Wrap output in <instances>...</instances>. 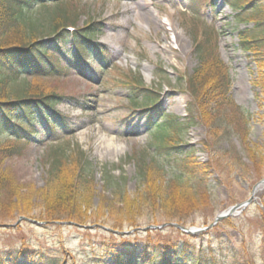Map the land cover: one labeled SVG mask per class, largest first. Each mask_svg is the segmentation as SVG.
I'll list each match as a JSON object with an SVG mask.
<instances>
[{"label":"rangeland","instance_id":"374dc122","mask_svg":"<svg viewBox=\"0 0 264 264\" xmlns=\"http://www.w3.org/2000/svg\"><path fill=\"white\" fill-rule=\"evenodd\" d=\"M47 7L48 15L61 11L54 20L62 15L67 19L65 27L81 28L96 23L98 41L106 51L104 55L96 53L84 65L86 74L73 69L72 74L62 78L37 77L31 73L23 78V93L56 96V111L66 122L55 124L54 138L59 141L49 142L45 140L49 136L45 135L41 143L23 148H13V140L0 143V148L12 147L0 159L1 177H14L21 190L33 189L29 201L34 216L19 213L11 221L10 209H4L8 219L0 220V249L6 252L25 246L54 255L52 261L56 264H98L96 259L102 252L98 244L110 240L111 231H130L128 234L138 231L134 238H144V232L154 229L180 242L182 238L188 239L195 244V251L210 244L213 264H264V183L254 193L251 191L264 179V125L260 118L263 110L259 105V88L253 84L257 74L253 59L237 46V30L244 24L235 20L225 0L196 3L195 0H64L59 7L53 4ZM52 20L44 17L41 25L49 26ZM49 38L45 35L42 40L49 44ZM194 38L209 39L210 52L217 47L220 61L226 64L232 77L228 95L253 116L251 131L246 136V145L251 148L248 154L235 136V128L228 125L235 122L234 117L222 119L216 113L204 114L190 94L186 80L197 66ZM65 49L71 50V44ZM103 57L107 60L103 61ZM101 66L106 72L99 69ZM143 89L158 93L163 109L159 123L168 124L172 118L176 124L187 125L179 130L176 125L172 131L168 129L174 133L172 138L180 139L181 146L176 150L170 142L169 152L173 155L177 151L181 156L192 146L193 159L199 163L193 172L174 162L166 165L152 159L157 139L147 130L145 115L140 112L139 93ZM18 93L10 84L0 86L1 99L13 98ZM133 100L137 106L132 104ZM77 132H81V138ZM60 144H64L62 149L50 151ZM77 147L88 150L97 164L90 212V215L94 212L97 221L80 228L46 226L35 217L41 210L37 189L44 185L49 161L55 157L65 162L73 159ZM142 152L148 156L146 189L151 195L159 193L163 200L160 204L155 199L154 207L141 199L145 185L138 181L134 165L127 160ZM102 164H115L112 175L123 176L126 195L138 196L143 201L135 208L133 227L124 223L117 230L112 225L111 211L117 214L119 208H110V191L102 187ZM250 196L251 203L224 218L226 221H219L222 223H217V229L185 233L171 225L206 228L219 212L243 203ZM165 210L176 211L185 222L168 219ZM202 232L203 237L189 236ZM207 262H211L209 258Z\"/></svg>","mask_w":264,"mask_h":264},{"label":"trees","instance_id":"16d2710c","mask_svg":"<svg viewBox=\"0 0 264 264\" xmlns=\"http://www.w3.org/2000/svg\"><path fill=\"white\" fill-rule=\"evenodd\" d=\"M196 1L199 0H195V3ZM62 2L64 0H0V40L4 39L0 43V86L10 84L11 89L20 92L10 99L0 98V143L13 140L15 144L12 147L23 148L25 145L41 143L45 135L49 136L45 139L49 142L58 141L54 138L57 137L54 136L56 135L55 124H64L66 119L56 111V96L23 93L25 85L23 78L27 73L37 77L62 78L72 74L73 69H82L84 65L91 62L96 53L104 55L106 51L96 42L99 31L96 23L92 22L76 28L70 33L63 28L66 25L64 22H67L66 18L60 15L54 20L61 11L58 14L48 15V5L53 4L59 7ZM225 3L234 12L235 20L244 24L242 29L237 30V46L242 53L250 55L255 64L257 74L253 84L259 88V105L263 110L260 118L264 125V0H225ZM44 17L54 21L52 20L49 26H42L41 20ZM45 35L50 37L49 44L42 40ZM208 41L210 40L199 41L196 38L193 40V53L197 59V66L186 80L187 86L190 87V94L204 114L216 113V116L222 119L234 117L235 122L228 125L235 128V136L242 142L244 151L248 154L251 148L246 145V136L251 131L253 116L242 106L234 103L228 95L232 86V77L228 73L226 64L220 61L217 47L215 50L212 48L210 52ZM50 43L59 44V47H52ZM67 44H71V50L65 49ZM100 69L105 72L107 70ZM139 94L138 103L141 105L140 112L145 115L147 130L151 131L153 137L157 139L154 145L155 158L152 159L166 165L174 162L179 167L189 168V171L193 172L199 167V163L193 159L195 150L192 146L181 152V156L177 151L173 155L169 152L172 149L169 147L170 142L174 143L173 148L176 150L181 149L180 139L172 138L174 133L169 130L173 125H176L177 130L186 128L187 125L183 122L176 124L172 118L169 119L168 124L159 123L158 117L163 109H161L158 93L143 89ZM138 103L135 100L132 101L133 105ZM189 112L191 119L195 120L193 111L189 110ZM203 113L200 114L203 115ZM63 145L55 146L50 151L60 150L64 147ZM12 147H1L0 159L9 154ZM75 156L66 162L60 157L49 161L44 185L37 189L41 200V210L35 217L46 226L53 225L58 229L71 225L80 228L91 221H97L93 211L90 215L91 196L95 190L93 175L97 164L89 151L81 147H77ZM147 157L142 152L141 155L130 156L127 159L134 165L135 175L143 185L147 180L145 173ZM102 165V187L110 191L112 197L110 208L112 206L119 208L117 214L111 211L114 215L111 217L114 222L112 225L115 229L122 228L124 223L133 227L135 208L137 209L143 201L138 200V196L126 195L123 176L117 178L112 175L111 170L115 164ZM1 175L0 220L3 222L4 219H8L4 209H10L11 221L19 213L22 216H32L29 197L33 189L26 187L25 190H21L14 177L5 179ZM146 187L147 185L145 189ZM148 191L147 188L142 192L141 199L150 202L149 205L152 207H154L155 199L162 204L163 200L159 193L151 195ZM147 194L151 196L148 198ZM163 213L168 219L185 222L176 211L165 210ZM220 223L222 222H219V225ZM219 225L216 224L208 230L217 229ZM111 233L112 241L106 240L98 244V249L102 251L96 259L98 264H213V252L209 251L210 244L206 249L195 251V244L190 243L188 239L181 237L180 242L178 238L165 232L163 234L162 230L154 229L144 232V238H134L138 235V231L123 235L114 231ZM203 233L205 232L198 235H185L203 237ZM262 251L264 260V247ZM208 258L210 263L207 262ZM52 260L54 255L51 256L41 249L36 250L25 246L6 252L0 249V264H56Z\"/></svg>","mask_w":264,"mask_h":264},{"label":"water","instance_id":"95a60500","mask_svg":"<svg viewBox=\"0 0 264 264\" xmlns=\"http://www.w3.org/2000/svg\"><path fill=\"white\" fill-rule=\"evenodd\" d=\"M264 183V179L260 180V182H258L257 184H255L253 187H252V193L255 192V190L260 186V184ZM251 198L252 196H250L249 199H247L246 201H244L243 203H240L239 205L237 206H232V207H229L228 210H226L225 212H219L218 215H216L214 217V219L212 220L211 223L208 224V227H211L213 226L214 224H216L220 219L222 218H225V217H228L230 214H233V212H235L237 209H240V208H243L247 205L250 204V201H251ZM8 224H1V226L5 227L7 226ZM172 226H175L177 228H179L181 231L185 232V233H197L198 231H202V230H205L207 229L208 227L206 228H195V227H183V226H179V225H175V224H171ZM106 230H109V229H106ZM117 234H120V235H123V234H128V232L130 231H115ZM130 234V233H129Z\"/></svg>","mask_w":264,"mask_h":264},{"label":"bare ground","instance_id":"6f19581e","mask_svg":"<svg viewBox=\"0 0 264 264\" xmlns=\"http://www.w3.org/2000/svg\"><path fill=\"white\" fill-rule=\"evenodd\" d=\"M76 134L79 135L78 138H81L82 136L81 132H77Z\"/></svg>","mask_w":264,"mask_h":264}]
</instances>
